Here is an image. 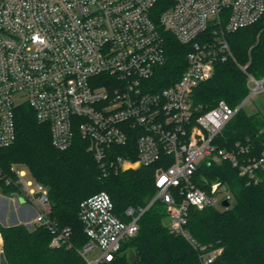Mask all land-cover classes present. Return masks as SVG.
Segmentation results:
<instances>
[{
	"label": "built area",
	"instance_id": "2783aa9c",
	"mask_svg": "<svg viewBox=\"0 0 264 264\" xmlns=\"http://www.w3.org/2000/svg\"><path fill=\"white\" fill-rule=\"evenodd\" d=\"M263 16L264 0H0V149L15 142L16 110L28 104L37 121L49 126L59 151L80 134L102 167L112 147H134L137 153L135 160L118 156L122 170L156 167V195L137 216L127 211L130 222L115 215L106 192L81 203L88 237L79 250L84 264L113 262L157 201L166 207L170 232L195 247L201 264H218L217 252L197 244L186 225L191 208H222L231 195L219 183L206 193L195 175L203 162L229 160L255 181L264 154L241 161L215 144L246 100L237 108L220 101L202 112L194 94L215 76L217 64L232 57L228 35ZM166 33L191 49L179 80L156 89V71L166 61ZM252 83L254 92L264 89L263 80L249 77L250 88ZM15 173L19 192L12 205L27 216L19 222L30 229L46 225L53 233L51 247H71V230H60L48 218V191L26 170ZM94 249L101 253L90 260Z\"/></svg>",
	"mask_w": 264,
	"mask_h": 264
},
{
	"label": "trees",
	"instance_id": "16d2710c",
	"mask_svg": "<svg viewBox=\"0 0 264 264\" xmlns=\"http://www.w3.org/2000/svg\"><path fill=\"white\" fill-rule=\"evenodd\" d=\"M165 37L166 61L156 71V89L179 80L191 49L169 33ZM227 39L232 57L217 64L215 76L195 91L194 104L202 112L220 101L232 108L239 107L251 93L249 77L264 80V16L256 24L229 34ZM215 144L233 152L241 161L261 157L264 116L241 108L217 136ZM118 156L135 160L137 153L134 147H112L102 167L89 141L80 134L71 147L59 151L52 145L49 126L37 121L28 104L18 107L16 140L0 149V185L6 194H17L15 170L26 167L30 178L48 191L53 202L49 220L60 230H71L72 246L51 247L53 233L46 225L34 229L24 223L0 225L7 264H84L79 250L88 237L79 209L82 202L100 192L110 195L115 215L125 222L133 218L127 215L129 209L135 211V216L145 209L156 195V167L122 170L115 163ZM14 164L17 167L12 169ZM256 176L257 180L250 181L229 160L203 162L198 168V188L210 194L212 185L219 183L231 195L228 208H191L186 225L197 244L217 252L218 264H264V166ZM7 179L12 184L7 185ZM166 218V207L155 202L141 215L138 233L125 241L115 260L107 264H201L195 247L164 225Z\"/></svg>",
	"mask_w": 264,
	"mask_h": 264
},
{
	"label": "rangeland",
	"instance_id": "374dc122",
	"mask_svg": "<svg viewBox=\"0 0 264 264\" xmlns=\"http://www.w3.org/2000/svg\"><path fill=\"white\" fill-rule=\"evenodd\" d=\"M251 87H252L251 94L246 99V101L243 103V109L250 114L257 113L260 116H264V89H259L258 91L254 92L253 83L251 84ZM16 167H17V164H14L12 166V169H15ZM21 169L27 170L26 167H21ZM15 196L16 195L6 194L3 191V186L0 185V225H3V226L16 225L20 223L19 221L26 219L27 216L24 213H22V216H21L20 211L17 209H14L12 205L13 198H17ZM164 225L166 226L169 225V218H166L164 220ZM127 250L128 249H125V251ZM100 253L101 252L99 249H94L87 254V258L90 260L95 259L96 257L100 255Z\"/></svg>",
	"mask_w": 264,
	"mask_h": 264
},
{
	"label": "water",
	"instance_id": "95a60500",
	"mask_svg": "<svg viewBox=\"0 0 264 264\" xmlns=\"http://www.w3.org/2000/svg\"><path fill=\"white\" fill-rule=\"evenodd\" d=\"M263 82H264V80H263ZM22 202V201H21ZM53 204V202L51 201V205ZM229 205H230V201L228 200V199H224V200H222L221 201V203H220V206L222 207V208H228L229 207ZM0 264H7V260H6V257H5V255L4 254H2L1 255V258H0Z\"/></svg>",
	"mask_w": 264,
	"mask_h": 264
}]
</instances>
